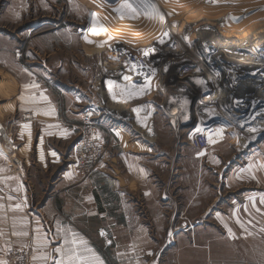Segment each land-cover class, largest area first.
I'll use <instances>...</instances> for the list:
<instances>
[{
	"label": "crops",
	"instance_id": "0c3cea01",
	"mask_svg": "<svg viewBox=\"0 0 264 264\" xmlns=\"http://www.w3.org/2000/svg\"><path fill=\"white\" fill-rule=\"evenodd\" d=\"M100 1L71 0L84 12L64 22L31 20L33 64L2 74L0 123L21 165L0 155V261L17 248L54 264L75 232L103 264H225L247 252L264 264V113L230 118L212 99L193 103V91L165 94L155 77L138 79L146 68L124 54L169 50L110 38L107 15L121 14L123 0ZM209 123V147L198 151L188 134ZM85 134L114 149L88 176L62 154Z\"/></svg>",
	"mask_w": 264,
	"mask_h": 264
},
{
	"label": "rangeland",
	"instance_id": "374dc122",
	"mask_svg": "<svg viewBox=\"0 0 264 264\" xmlns=\"http://www.w3.org/2000/svg\"><path fill=\"white\" fill-rule=\"evenodd\" d=\"M97 1L99 2L100 0ZM34 3L33 0H0V83L2 82V74L6 71H10L11 68L19 67L21 64L25 67L33 64L32 43L34 32L31 31V20L58 18L59 22H64L70 19L71 13L80 15L82 10L84 12L82 6H74L75 11H73L71 0H44L39 6L37 5V7H35ZM151 3L155 4L159 9L160 13L163 15V19L159 16L145 15L144 10L139 9V15H137L136 18H129L126 14L123 16L121 14L107 15L108 21H110L111 24L119 23L120 25H124L125 23V25L130 24L135 28V33H129L128 31L124 34H120L118 32L115 37H119L125 41L130 40L137 45H143L145 42L151 40L157 41L159 44L164 45V49L166 48L169 50L165 54L170 55L175 52V49L171 47L173 44L170 45V43L174 42L173 40L177 38L178 34H184L186 36V42L190 44V47L184 42L185 44L178 47V49L184 50L186 53H190L192 50L196 57L206 51L210 53L207 55V61H209L208 59H211V57V62L215 64H220L223 60H226L233 66L237 65V70L241 69L239 72L229 65L230 73H222L223 80L221 79L222 86H220V88L230 93V98L227 99V97H223V101H225L223 105H225V103L229 104L230 100H232L234 107L240 110H236L240 114H245L252 105L255 107L254 110L259 109L260 107L257 105L255 106L256 103L263 105L264 98L257 96L264 94V88L262 89V87L256 83L257 81L253 80V76L250 77L247 70L240 68V66H246L250 69L246 63H238V58L242 56L246 57L247 54L251 55L254 59H257V62H259L258 65L263 64L264 67V56L260 55V52L264 50V44L258 41L264 38V0H151ZM100 4L102 7L105 5L103 0L100 1ZM90 7L97 8L96 5L91 4ZM235 17H237V19ZM211 25L215 28H213L212 32H209L211 31ZM89 31H95V27L90 26ZM96 32H99V30ZM164 33L168 35L165 36ZM208 33L209 35L206 36ZM219 34L232 40L229 46L230 50L228 49L229 51L232 50L231 54L226 52L218 53L219 57L223 60L220 58L217 59L214 55L216 43H221L220 40L218 41L215 38ZM110 36V38L114 37L112 35ZM161 40H163V42H161ZM210 49H213V51H210ZM156 51V49L148 53L146 51V58L150 59L154 53V55H158ZM256 55H258V58ZM95 59L97 58L95 57ZM181 63L186 64L185 61H181ZM199 70L205 72V66L199 67ZM259 70H253L250 74H257ZM191 79L190 81L193 84L204 87V82L200 79ZM249 83L251 84L249 85ZM254 98L255 102H251V99L253 100ZM246 100L250 102L248 104L247 102H243ZM228 110L227 108L224 111L228 113ZM229 112V116L238 114L232 112L231 109ZM213 114L219 117L217 113H215V110ZM221 117L223 118L222 114ZM7 128H9V131L12 133V128L10 126ZM76 144L74 143L73 150H71L69 145H62V147H64L62 154L67 161L65 163L67 164L69 162L72 168L76 160ZM58 145H61V143ZM67 148L70 150H66ZM17 153L18 150L16 151V155ZM110 153H114L113 148H108L106 156L108 157ZM104 160L102 163H104ZM37 170L38 169H36V171ZM36 171L34 170L33 172ZM44 172V175H47V172ZM77 173L86 175L83 172ZM241 257L242 258L236 255L233 259L236 258L237 260H232L225 264H254L256 259L254 252H247V254ZM245 258L248 260L247 263L242 262V259Z\"/></svg>",
	"mask_w": 264,
	"mask_h": 264
},
{
	"label": "built area",
	"instance_id": "2783aa9c",
	"mask_svg": "<svg viewBox=\"0 0 264 264\" xmlns=\"http://www.w3.org/2000/svg\"><path fill=\"white\" fill-rule=\"evenodd\" d=\"M173 41L174 42L170 43V45L173 44V46L171 47L175 49V52L171 53L170 55H167L165 53H160L158 55L153 54L150 59H147V50H145L143 47H140L136 50L128 51L126 54H124V57H126L129 63H138L139 65L146 68L145 73H141L138 77L136 76L138 79H143L147 82H150L151 79L155 77L159 89L165 94H168L170 92L176 95L180 92H183L182 89H187L189 92L193 91L192 93H194V95L191 96V98L193 99V103L195 101L194 99L197 96L201 100H203L205 97L210 96L211 92L215 91L218 87V84H215V81H220L221 79L223 80L222 73H230L229 65L224 62L220 64L212 63V57L211 59H208L209 61H207V55H209L210 53L206 51L205 53H202L196 57L192 50L190 51V53H186L184 50L178 49V47H181L184 44V41H182L179 37L175 38V40ZM186 44L190 47V44L188 42H186ZM211 50L213 51V49H210V51ZM260 55L264 56V50L260 52ZM256 56L258 58V55ZM201 60H203V64H205L206 67L205 73L203 71H199ZM181 61H185L186 64H182ZM253 67L256 69H247L246 66H240V68H242L243 70H247V73L250 75V77L253 76V80L257 81L256 83L263 89V64H256L253 65ZM253 70H259V73L251 75L250 73ZM232 72L235 73L234 71ZM208 75L210 76V78L208 77ZM134 78L135 76L132 77V79ZM191 78H197L203 81L204 87H202L201 85L197 86L196 84H193L190 81L192 80ZM250 84L251 83H249V85ZM243 102H247L248 104L250 101L246 100ZM258 107L260 108L256 109V111L263 114L264 102L263 105L260 104V106ZM224 108L227 109L228 106L224 105ZM236 108L235 111L238 110ZM251 111V108H248L245 115L251 116ZM239 115L241 114L239 113ZM22 119L24 121H27L28 118L26 116H23ZM84 124L85 126H87V130H91L93 127L88 121L84 122ZM213 131L214 127L211 125V123L207 124L206 126L193 128L189 132L187 138L189 145L195 147L198 151H205L209 147V138L213 134ZM77 142L78 143L75 147L76 160L74 161L73 168L77 172H83L84 174L88 175L89 173L93 172V170L96 169L107 157L106 155L109 148L108 143L105 141H97L91 136V134L82 135ZM17 150L18 144L12 137L11 131H9V128H7V126H3L0 123V155L12 161L17 160L13 167L14 171L18 170L21 165L20 162H18V158L16 155ZM101 234L102 236H105L107 235V231L105 230L101 232ZM2 261H5L6 264H33L32 262H29L28 255L25 253V251L17 248L9 249L3 256Z\"/></svg>",
	"mask_w": 264,
	"mask_h": 264
},
{
	"label": "snow or ice",
	"instance_id": "6c2138e0",
	"mask_svg": "<svg viewBox=\"0 0 264 264\" xmlns=\"http://www.w3.org/2000/svg\"><path fill=\"white\" fill-rule=\"evenodd\" d=\"M138 9L144 10L145 15L159 16L161 19H163L162 13H160L159 9L155 6V4L151 3V0H134V3H130L129 0H123V3L119 7H117L115 11L121 13L122 16L126 14L129 16V18H136V16L139 15ZM94 15L95 14H93V16ZM164 35L167 36L168 34L164 33ZM161 42H163V40H161ZM114 83V81L109 82L110 85ZM128 87L129 86L124 87L123 94L126 95L128 98H131L133 96V93L128 91ZM43 98L46 99V97ZM142 109L143 106L141 107V109H137V111L139 112ZM25 127H27V125H25ZM209 139L211 141V137ZM251 167L252 166H250V168ZM261 167H264V165H261ZM261 203H264V197H261ZM15 207L19 209L21 206L17 204ZM57 227L58 231L63 234L64 229L60 228L59 224ZM16 234L19 235L21 233ZM22 234L28 235V233ZM77 235L78 234L75 232L71 233V238H68V236L65 235V238L63 240L64 246L57 247L54 249L56 253H59V258L53 257L54 264H103V261L94 253V251L91 248L87 247V242L83 239H77ZM33 259H37V257H33ZM0 264H6V262L0 261Z\"/></svg>",
	"mask_w": 264,
	"mask_h": 264
},
{
	"label": "bare ground",
	"instance_id": "6f19581e",
	"mask_svg": "<svg viewBox=\"0 0 264 264\" xmlns=\"http://www.w3.org/2000/svg\"><path fill=\"white\" fill-rule=\"evenodd\" d=\"M163 6V5H162ZM167 12V11H166ZM172 12V11H171ZM175 13V12H174ZM178 13V12H177ZM238 14V13H237ZM234 16V15H233ZM238 16V15H237ZM242 17V16H241ZM240 17V18H241ZM236 19H237V17H235ZM190 22V21H189ZM124 23V22H123ZM114 25V26H113ZM171 25V24H170ZM190 25V24H189ZM112 26L113 27H106L104 30H102V31H106V32H108L110 35H112V36H116L117 35V33L119 32L120 34H124L125 32H128L129 31V33L130 32H132V33H135V28L133 27V26H131L130 24L129 25H125V23H124V25H120L119 23H114V24H112ZM212 26V25H211ZM213 28H215V27H211V31H209V32H212V30H213ZM131 29V30H130ZM200 30V29H199ZM205 31H206V29H205ZM198 32V31H197ZM204 32V31H203ZM207 35H209V33L208 34H206V36ZM202 36V35H201ZM177 37H179L182 41H184V42H186V36L183 34H178V36ZM261 37V36H260ZM218 41L220 40L221 41V43H219V44H217L216 43V47H214L215 48V53H214V55H215V57L217 58V59H219L220 57H219V55H218V53H220V52H226V53H229V54H231V52H232V50L231 51H229L230 50V48H229V46L231 45L230 44V42H232V40L230 39V38H225V36H222L221 34H219V35H217V37H215ZM124 40V39H123ZM130 41V40H129ZM259 42H262L263 44H264V38L263 39H259L258 40ZM215 42V41H214ZM257 42V41H256ZM185 44V43H184ZM215 44V43H214ZM219 45V46H218ZM232 46H234V45H232ZM189 48V47H188ZM229 49V50H228ZM259 50H260V48H259ZM221 60H223L222 58H220ZM238 63H241V64H243V63H246L248 66H249V68H252V69H256V68H254L253 67V65H258V63L259 62H257V59H254V57H252L251 55H246V57L245 56H242V57H239L238 58ZM223 62L224 63H226V64H228V65H230L231 67H233L234 69H236V67H237V65H231L230 63H228L226 60H223ZM205 66V64H203V60H201L200 61V65H199V67H204ZM258 67V66H257ZM205 69H206V67H205ZM248 69V68H247ZM237 70V69H236ZM200 71V70H199ZM204 71H206V70H204ZM231 71H233V70H231ZM237 71H241V69L240 70H237ZM205 73V72H204ZM208 77L210 78V76L208 75ZM215 84H218V87L216 88V90L215 91H212L211 92V94H210V96H208V97H205L203 100H202V102H204V103H206V101L207 100H209V99H212V100H214V102H215V104H217V106L219 107V108H224V103L223 102H225V101H223L224 100V96L225 97H227V99L228 98H230V93H228L225 89H222V88H220V86H221V80L220 81H215ZM219 96H221V97H219ZM264 96V94H262V95H260V96H257V97H261V98H264L263 97ZM256 98V97H255ZM255 98L253 99V100H251V102H253L254 100H255ZM230 100V99H229ZM255 102V101H254ZM232 103V104H231ZM234 103H233V101L232 100H230V102H229V104H227V103H225V106H228V108H229V111H230V109H231V111L232 112H234V113H238L237 111H235V107H234V105H233ZM260 106L259 105V103H256L255 104V106ZM252 107H253V110H254V106L252 105ZM252 110V111H253ZM218 112V111H217ZM216 111H215V113H217ZM224 114V113H223ZM236 115V114H235ZM238 116H239V113H238ZM241 116H243V114H241ZM230 117H234V116H230ZM255 117V116H254ZM241 118H247V117H245V114H244V116L243 117H241ZM253 118H251V120H252ZM248 120V119H247ZM254 120V119H253ZM246 121V120H245ZM249 124V123H248ZM246 126V125H245Z\"/></svg>",
	"mask_w": 264,
	"mask_h": 264
},
{
	"label": "water",
	"instance_id": "95a60500",
	"mask_svg": "<svg viewBox=\"0 0 264 264\" xmlns=\"http://www.w3.org/2000/svg\"><path fill=\"white\" fill-rule=\"evenodd\" d=\"M111 2H114V1H117V0H110ZM263 73H264V71H263Z\"/></svg>",
	"mask_w": 264,
	"mask_h": 264
}]
</instances>
